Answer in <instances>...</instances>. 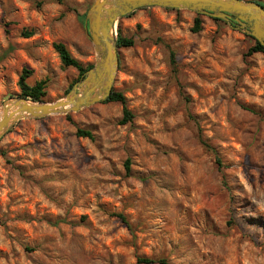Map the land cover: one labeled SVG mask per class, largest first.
Returning <instances> with one entry per match:
<instances>
[{
	"label": "rangeland",
	"instance_id": "374dc122",
	"mask_svg": "<svg viewBox=\"0 0 264 264\" xmlns=\"http://www.w3.org/2000/svg\"><path fill=\"white\" fill-rule=\"evenodd\" d=\"M93 2L0 0V106L20 97L23 68L30 85L48 81L47 102L70 92L78 71L54 45L95 62L78 17ZM197 15L146 7L117 23L116 39L136 41L118 48L113 86L132 122L104 101L23 119L0 139V264H264V53L205 15L194 33Z\"/></svg>",
	"mask_w": 264,
	"mask_h": 264
},
{
	"label": "water",
	"instance_id": "95a60500",
	"mask_svg": "<svg viewBox=\"0 0 264 264\" xmlns=\"http://www.w3.org/2000/svg\"><path fill=\"white\" fill-rule=\"evenodd\" d=\"M146 7L188 10L234 25L264 46V6L250 0H94L86 31L96 55L93 67L55 102L13 97L0 106V139L23 119L77 113L106 101L113 90L120 58L114 30L120 19ZM113 33V34H112Z\"/></svg>",
	"mask_w": 264,
	"mask_h": 264
},
{
	"label": "trees",
	"instance_id": "16d2710c",
	"mask_svg": "<svg viewBox=\"0 0 264 264\" xmlns=\"http://www.w3.org/2000/svg\"><path fill=\"white\" fill-rule=\"evenodd\" d=\"M54 1L59 2V3L65 2V0H54ZM251 1H255V0H251ZM257 3L264 6V4L261 2H257ZM175 10L178 12L180 11L178 9H175ZM127 16H129V15H127ZM78 17L82 22H84L85 17H86V12L84 14H78ZM216 20L223 22L222 20H219V19H216ZM202 23L203 22L201 19V15L198 14L195 21H194V26H193L192 31L194 33L200 32L202 30ZM32 34H33V32H29V33H26V36H31ZM135 43H136V41L134 38L124 37L121 35V33H119V35L117 37L118 48L133 47L135 45ZM54 49L58 53V55L61 59V62H62V66L64 68H74L78 71V77L74 80V82L70 86L69 90L67 91V93H68L72 89L73 85L76 82L80 81L82 79V77L84 76V74L89 69H91L93 67V64H88L85 66L83 63H81L80 61L75 59L71 55L67 46L62 42L55 43ZM255 53H264V46L261 45V43H259L258 41L254 40V46L249 49L248 54L252 55ZM170 56H171V64H172L174 70H176L175 69L176 68L175 67V65H176L175 53L173 51H171ZM32 74H33L32 70H30L28 68H23L22 73L19 77V81H18V87L20 89L19 96L26 98V99L36 101V102H47L48 101L47 100V84H48V81L42 80V81L37 82L34 85H30L29 84V78L31 77ZM106 102H116V103H120L122 105L123 117H122V120L120 121V124L126 125V124L132 122V120L134 119V115H133L132 111L128 108L127 98L125 97L123 92L116 91L113 88L112 93H111L110 97L106 100ZM67 117L70 118V114L67 115ZM188 117L194 123V125L196 127V132L198 134V138H199L200 142L202 143V145L206 149L214 152L213 147L203 137L202 129L199 125L198 119L194 115H192L191 113L188 114ZM77 135L80 137L89 138L90 140H94V134L89 130L79 129L77 132ZM129 163H130L129 161L126 163L127 169H129ZM217 163L219 165L221 164V161L218 157H217ZM117 216L123 223H125L126 225L129 226V223L123 214H118ZM138 264H167V261L164 259H154V258L141 257V258H138Z\"/></svg>",
	"mask_w": 264,
	"mask_h": 264
},
{
	"label": "bare ground",
	"instance_id": "6f19581e",
	"mask_svg": "<svg viewBox=\"0 0 264 264\" xmlns=\"http://www.w3.org/2000/svg\"><path fill=\"white\" fill-rule=\"evenodd\" d=\"M113 34V33H112Z\"/></svg>",
	"mask_w": 264,
	"mask_h": 264
}]
</instances>
